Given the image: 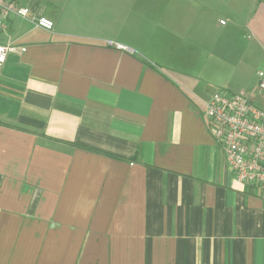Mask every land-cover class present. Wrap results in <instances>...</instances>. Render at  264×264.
I'll use <instances>...</instances> for the list:
<instances>
[{"label":"crops","instance_id":"1","mask_svg":"<svg viewBox=\"0 0 264 264\" xmlns=\"http://www.w3.org/2000/svg\"><path fill=\"white\" fill-rule=\"evenodd\" d=\"M16 1L53 29L0 33L16 49L0 66V264H264V187L233 180L209 83L136 33L157 0ZM159 1L160 23L200 16L199 0ZM230 1L264 54V0Z\"/></svg>","mask_w":264,"mask_h":264},{"label":"rangeland","instance_id":"2","mask_svg":"<svg viewBox=\"0 0 264 264\" xmlns=\"http://www.w3.org/2000/svg\"><path fill=\"white\" fill-rule=\"evenodd\" d=\"M226 1L232 3L231 6L225 5ZM159 2L152 1L151 13L141 17L137 27L139 30L136 31L149 49L156 52L153 56L159 64L164 68H178L198 76L203 83H209L204 97L218 91L243 94L255 106L264 109L256 76L258 72H264V54L259 52L257 43L249 37L251 31L244 27L248 17L235 8V4L241 1L199 0L200 16L194 17L193 22L191 17L182 16L176 23L177 18L173 16L168 18L166 24L160 23ZM136 3L141 6L143 1L136 0ZM220 20L226 25L221 26ZM176 26L183 27L182 32H178L177 37L170 36V33L167 35V29H175ZM217 53L228 54L234 63L220 64L216 59L226 61L227 58L222 59L216 56ZM221 79L228 80L230 86L215 85Z\"/></svg>","mask_w":264,"mask_h":264},{"label":"built area","instance_id":"3","mask_svg":"<svg viewBox=\"0 0 264 264\" xmlns=\"http://www.w3.org/2000/svg\"><path fill=\"white\" fill-rule=\"evenodd\" d=\"M11 18L27 22L34 29L50 32L53 21L32 7L16 0H0V33L7 30ZM119 50L125 47L116 45ZM16 49L0 44V66ZM257 90L264 101V72L257 73ZM210 133L221 147L225 164L240 185L264 187V109L247 96L218 91L203 104Z\"/></svg>","mask_w":264,"mask_h":264}]
</instances>
